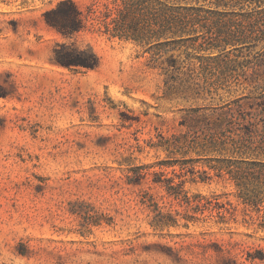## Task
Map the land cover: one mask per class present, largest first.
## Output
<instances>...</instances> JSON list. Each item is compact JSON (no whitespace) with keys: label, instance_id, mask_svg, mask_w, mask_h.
<instances>
[{"label":"rangeland","instance_id":"obj_1","mask_svg":"<svg viewBox=\"0 0 264 264\" xmlns=\"http://www.w3.org/2000/svg\"><path fill=\"white\" fill-rule=\"evenodd\" d=\"M58 1L0 0V264H264L249 258L264 251V209L198 159L219 155L200 148L219 133L211 123L223 104L241 98L242 110H260L248 102L264 98V13L207 18L211 32L221 26L223 40L243 42L191 48L218 59L204 72L194 60L199 77L167 90L140 46L96 23L111 0H74L91 12L70 39L43 19ZM64 40L91 45L98 66L52 64ZM194 109L199 123L182 124ZM166 178L185 180L198 200L154 181Z\"/></svg>","mask_w":264,"mask_h":264},{"label":"trees","instance_id":"obj_2","mask_svg":"<svg viewBox=\"0 0 264 264\" xmlns=\"http://www.w3.org/2000/svg\"><path fill=\"white\" fill-rule=\"evenodd\" d=\"M253 3L256 5H248ZM245 4L250 7L246 8ZM89 12L91 10L85 13L74 0H59L55 6L44 11L43 19L63 38L70 39L86 27ZM253 12L264 13V0H111L94 18L110 37L129 40L140 46L142 52L148 54V64L162 69L169 90L172 86L168 84L170 80L184 84L199 77L200 71L195 72L194 60L200 62L199 66L204 72L210 61L218 59L217 55L192 54L191 48L197 51L218 49L222 53L227 45L237 48V44L243 42V38L223 40L224 36L230 34L221 30V26L211 32L206 24L207 18L245 17V14ZM237 31V34L243 32ZM181 47H184L183 57L173 52ZM50 61L73 71L88 70L98 66L99 56L89 44L79 46L64 40L56 43ZM222 74L219 73V76ZM233 105L237 110H232ZM248 105L259 106L260 110H242L241 98L222 105L227 110L220 112L211 123L212 128L220 130L219 133H212L200 148L201 152H218L219 155L198 159H203L204 165L213 171V175L226 177L232 182L237 197L243 203L261 210L264 209V98L248 102ZM192 112L194 120L189 124L184 120L182 124L194 127L199 123L197 110ZM180 166L181 170L185 168L184 164ZM198 171L191 168L192 174ZM213 175L203 169L199 177L207 180ZM154 181L161 183L170 195L179 198L182 194L188 204L198 200L196 198L199 195L192 198L186 195L183 189L185 180L181 178L178 182L171 178ZM130 182L137 184L140 181ZM195 206H199V203L196 202ZM261 226L264 227V211ZM249 258L262 260L264 251L257 249Z\"/></svg>","mask_w":264,"mask_h":264}]
</instances>
